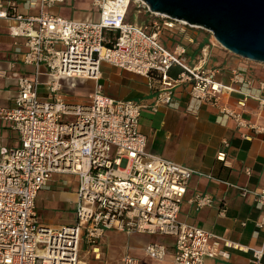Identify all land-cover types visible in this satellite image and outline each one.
I'll return each mask as SVG.
<instances>
[{"label":"built area","instance_id":"1","mask_svg":"<svg viewBox=\"0 0 264 264\" xmlns=\"http://www.w3.org/2000/svg\"><path fill=\"white\" fill-rule=\"evenodd\" d=\"M70 1L0 0V19L10 20L12 37L25 40L27 52L22 61L35 67L33 77L18 78L14 106L0 107V119L13 124L21 143L16 148L0 144V264H83L82 242L99 261V243L111 231L173 237V264L229 260V248L250 252L180 221L189 183L200 173L148 153V138L139 124L149 107L107 96L98 81L103 64L148 78L157 91L153 112L171 106L175 90L189 83L191 100L198 108L216 107L223 118L247 128L253 125L221 102L238 94L240 106L253 99L264 109V70L252 77L236 67L230 82L224 83L218 69L189 65L185 46L170 50L161 42L166 30L195 28L186 22L152 14L143 0H92L98 20H72L48 11ZM20 3L39 14H21ZM131 5L136 13L155 16L150 27L126 22ZM212 39L214 47H221L213 35ZM43 66L51 79L47 99L39 95ZM174 68L180 69L176 77L171 73ZM63 79L96 84L84 101L68 102L59 95ZM226 158L225 151L217 155L223 163ZM54 174L78 177L74 224L51 227L40 223L36 200ZM240 190L243 196L253 195L258 208L264 206V191ZM189 202L197 209L214 206L209 195H196ZM225 213L222 208L220 214ZM257 227L264 230V218ZM143 251L159 262L167 256L162 244H149ZM252 252V262L264 264V247ZM122 263L139 261L125 254Z\"/></svg>","mask_w":264,"mask_h":264},{"label":"crops","instance_id":"2","mask_svg":"<svg viewBox=\"0 0 264 264\" xmlns=\"http://www.w3.org/2000/svg\"><path fill=\"white\" fill-rule=\"evenodd\" d=\"M4 3L6 0H2ZM89 0H72L67 4L57 5L48 10L50 14L72 20H98L99 13H63L64 7L72 3L85 5ZM5 6V5H4ZM91 7L93 8L92 4ZM19 12L36 16L38 10L30 9L20 3ZM59 9V10H57ZM36 13H32V12ZM94 12V8H93ZM155 16L150 13H136L127 23L150 25ZM10 20L0 19V107L14 106L18 95V78L33 77L35 67L26 65L22 55L27 52L25 40L14 38L9 32ZM212 36L196 31L195 28L178 27L166 30L161 35V42L170 50L183 45L187 48V60L191 66H207L218 69L219 79L229 83L233 68L241 67L252 77H259L264 65L244 61L219 46L212 45ZM176 77L179 68L171 71ZM41 99L50 97L49 83L45 66L41 69ZM59 94L68 102H82L95 87L96 82L89 80L63 79ZM104 94L116 100H134L149 107L143 111L139 130L147 136L146 151L150 154L172 160L190 167L200 174L189 183L187 194L181 206V222L194 225L211 232L223 241L239 245L250 252L227 249L229 260L207 259L206 264H255L252 262V249L264 247V230H259L257 223L264 218V206L258 208L255 197L243 196L240 189L264 191V109L256 100L248 99L245 106L238 102L241 95L225 97L221 105L239 111L242 117L253 127L239 128L231 119H225L216 107L201 106L191 100L190 84L183 83L173 96L171 106H163L158 112L151 107L156 101L157 91L151 86V80L119 68L103 64L98 81ZM81 86L84 94L71 98L76 87ZM256 91H254L255 93ZM0 144L6 147H19L20 136L13 124L0 119ZM227 153L226 162L217 159L219 152ZM78 177L70 174H54L48 188L40 191L36 200V209L40 223L51 227H60L76 222L78 201ZM209 195L214 199L213 207L197 209L189 201L196 195ZM224 208V216L220 214ZM111 233L125 234L135 240L128 244L125 254L138 259L139 264H173L175 239L170 236L131 234L111 231L100 241L99 248L103 260V246ZM149 244H162L166 247L164 261H155L144 254ZM221 247L224 248L223 242ZM86 245V244H85ZM226 249V248H225ZM85 255L95 260L86 248ZM118 264H123L122 259ZM96 261V260H95ZM100 261V260H99ZM83 264H93L81 258Z\"/></svg>","mask_w":264,"mask_h":264},{"label":"water","instance_id":"3","mask_svg":"<svg viewBox=\"0 0 264 264\" xmlns=\"http://www.w3.org/2000/svg\"><path fill=\"white\" fill-rule=\"evenodd\" d=\"M152 14L210 32L229 53L264 65V0H143Z\"/></svg>","mask_w":264,"mask_h":264},{"label":"rangeland","instance_id":"4","mask_svg":"<svg viewBox=\"0 0 264 264\" xmlns=\"http://www.w3.org/2000/svg\"><path fill=\"white\" fill-rule=\"evenodd\" d=\"M89 1H90V3L88 2L85 5H81L79 3H72L70 6L64 7L65 12H63V13H98L95 10L93 12V8L91 7V1L92 0H89ZM57 10H59V9H57ZM136 10H137L136 7L134 5H131V7L128 10L129 20L134 18L135 14H136ZM32 13H36V12L34 11ZM142 13H146V12L142 11ZM195 30L203 32V33H208L209 35L212 36V34L206 30L199 29V28H195ZM244 61H246V60H244ZM81 88L82 87L78 85V87H76V89L74 90V94H70L68 96H70L73 99H77V95L84 94L83 93L84 90ZM59 94H62V93L60 92ZM128 244H135V240L129 238L125 234L111 233L110 238H108L107 242L103 246V252H104L103 260H100V261L90 260V258H88L85 255V253H86L85 251H86V248H88V246L85 245L84 242H82L80 245V252H81L80 258H82L86 261L88 260V262H91L93 264H118L119 261L121 260L122 256H123V254L128 249L126 247Z\"/></svg>","mask_w":264,"mask_h":264}]
</instances>
